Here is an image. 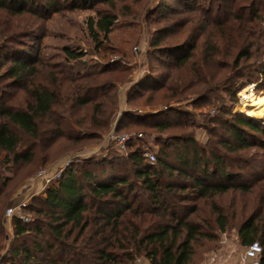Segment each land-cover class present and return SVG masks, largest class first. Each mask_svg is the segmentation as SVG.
<instances>
[{
    "label": "trees",
    "instance_id": "1",
    "mask_svg": "<svg viewBox=\"0 0 264 264\" xmlns=\"http://www.w3.org/2000/svg\"><path fill=\"white\" fill-rule=\"evenodd\" d=\"M118 1L127 0H0V18L49 21L64 11H93ZM174 1L178 8L167 1L159 5L158 23L166 24L151 35L150 47L155 54L177 59L176 73L150 70L129 89V105L169 106L196 95L197 101L209 102L217 92L230 91L226 86L234 69H241L254 54L264 56V0ZM116 22V15L100 10L89 19L98 52L109 41ZM8 26L0 32V51L12 53L0 60V71L6 67L0 78V245L5 243L4 199L13 182V176L4 172L31 166L39 155L42 165L49 164L52 149L60 143L68 147L102 141L114 122L117 132L128 126L184 132L171 138L175 150L163 146L158 151L153 165L136 145L141 140L134 139L124 155L68 167L45 188L38 206L22 208L35 214L33 222L12 218L14 242L0 264H191L195 245L202 239L216 241L215 231L223 233L228 226L220 208L211 205L208 215L201 204H212L231 192H258L256 205L238 227L237 236L244 247L259 243L264 264V175L250 176L264 167V125L232 114L222 104L210 118L217 126L206 129L208 137L201 143L192 130L197 127L162 121L173 109L128 113L118 120L116 82L130 79V75L121 77L129 70H119L120 62L108 63L97 75H109L108 82H66L35 49L18 50L14 46L19 41L17 28ZM23 37L38 39L35 33ZM179 37L183 38L180 43L166 44ZM65 54L72 61L85 57L71 49ZM156 61L162 69L173 66ZM45 67L50 70L47 84L41 75ZM233 76L244 80L241 89L260 82L255 91H264V62L251 74ZM236 94L232 90L233 98ZM126 120L130 122L124 124ZM160 139L157 145H163ZM254 150L263 154L256 156L251 153Z\"/></svg>",
    "mask_w": 264,
    "mask_h": 264
},
{
    "label": "rangeland",
    "instance_id": "2",
    "mask_svg": "<svg viewBox=\"0 0 264 264\" xmlns=\"http://www.w3.org/2000/svg\"><path fill=\"white\" fill-rule=\"evenodd\" d=\"M167 1L174 8H178L177 3L174 0H143L140 3H136L134 0H127L125 2H115L114 5L101 4L96 7L95 10L70 12L64 11L60 14L54 15L49 21H38L36 19H10L0 18V32L9 28L8 24L11 23L13 28H17L15 35L19 39L18 43H15V47L18 50H27L28 48L35 49V54L39 53L41 58L49 66L57 67L59 77L64 81L77 80L80 84H100L110 81L109 75L97 76L103 72V69L112 62H120L121 69H128L127 74L121 75L122 78L130 75L129 81L117 83L116 94L119 98V112L118 120H121L124 111H131L132 114L142 111L143 114H154L153 112H161L167 106L148 107L132 106L127 104V96L131 86L141 82L150 70L155 74H163L165 72L176 73V60L171 57H166L160 54H155L150 47L151 35L156 30L165 26L164 23H158L161 16V10L159 5ZM208 0H202V3H208ZM103 11L117 16V22L114 29L109 36V41L104 43L103 49L98 52L96 44L93 42L88 29V21L90 18H96V11ZM193 27V25H191ZM35 33L38 39L32 37H23L26 34ZM102 39V38H101ZM183 40L182 37L169 39L166 44L171 46L178 44ZM66 49L78 51L85 54L82 61H72L67 58L65 54ZM12 53L5 49L0 51V60H4L5 57L10 56ZM12 56V55H11ZM157 59L168 61L173 66L169 69H162ZM6 60V59H5ZM4 62V61H2ZM232 63L231 61H227ZM264 62V56L261 54H254L251 60H247L243 63L242 68L238 69L232 75H229L227 81V88L230 90L217 92L216 97H211L210 101H197V95L188 97L187 101L179 103H171L169 106L173 107V112L167 113L163 118V122L177 123L180 121L187 122L197 133V139L203 143L207 137L206 129H213L217 125L210 123V118L215 115L214 110L224 104L227 106L228 111L232 114H243L247 117L256 119L260 124L264 125V116H258L253 113L254 108L250 107V98L247 100L241 95L245 90L250 91L249 95L254 101L258 102L264 99V91H255L260 82L252 83L244 89H241L243 79L234 77L238 72L251 74L261 63ZM229 63V64H230ZM1 65V64H0ZM233 65V64H232ZM6 67L0 71V78L5 72ZM50 70L49 68H42L41 75L44 84H47V78ZM261 85V84H260ZM252 88L253 91L250 89ZM232 90L236 91V98L231 95ZM145 97L149 94L148 91L143 92ZM199 95V94H198ZM248 95V96H249ZM216 98L218 101H216ZM143 100H139L140 103ZM128 120V119H127ZM125 121L127 124L130 121ZM132 122V120H131ZM117 122L111 126V131L105 136L102 141H85L77 145L57 144L52 151H55L52 162L47 165H42L40 162V155L35 164L27 166L18 170H12V172H4V174H10L13 176V182H11L8 188L7 195L5 196L4 203H7L4 212L10 207L16 206V201L25 196L27 201H20L26 203V206H38V200L44 195L43 191H39L36 185L40 183L37 175L43 170H48L53 173L60 172L64 167L67 168L73 165H83L86 161H101L105 158H114L118 155H124L128 152V147L124 151L119 140L123 136L132 137V140H141L136 143L140 146L144 153L156 155L158 151L163 148L168 150H175V146L172 144L171 138L175 135L183 133L181 129H170L168 131H155L150 129H143L138 127L124 128L122 131L117 132L115 127ZM201 127V129H198ZM191 130V129H189ZM157 138H161L163 145H157ZM252 154L260 156L263 153L258 151H252ZM3 157V156H2ZM122 171V170H121ZM264 175V167L254 169L250 176ZM133 178V177H131ZM42 183V182H41ZM33 190L32 192H29ZM36 190V191H34ZM32 195L33 197H29ZM258 192L252 195H244L241 193H229L226 195L218 196L212 204L202 203L203 211L208 215L212 213L211 205H216L220 208L223 214L227 217L228 226L222 233L216 230V241H209L206 239L200 240L195 245V257L191 264H204L207 258L217 250L228 251L235 249L238 253H242L245 247L240 244L237 236L238 227L242 221L247 218L252 212V206L256 205V199ZM25 207V206H24ZM22 214L28 216L33 222L36 219L34 213L24 212ZM215 218V215L212 216ZM14 239L11 238L9 242H5L0 245V253L5 255L6 249L10 248ZM144 264H148L145 262Z\"/></svg>",
    "mask_w": 264,
    "mask_h": 264
},
{
    "label": "built area",
    "instance_id": "3",
    "mask_svg": "<svg viewBox=\"0 0 264 264\" xmlns=\"http://www.w3.org/2000/svg\"><path fill=\"white\" fill-rule=\"evenodd\" d=\"M251 91L252 88L250 89ZM250 92V91H249ZM138 112H142L139 110ZM132 140V137L123 136L119 140L121 148L126 151L127 144ZM143 156L150 162V164H155L156 156L149 153H143ZM67 169L64 167L60 172L53 173L48 170H43L39 172L37 178L44 184L46 188L52 181L59 179L62 173ZM26 206V203L19 202L14 207H10L6 210L5 215L8 218H13L14 216L19 218L24 223H29L31 220L28 216L22 214V208ZM262 248L259 243H253L248 247H245L244 252L238 253L234 248L228 251L217 250L211 254L204 264H261ZM3 254L0 253V261Z\"/></svg>",
    "mask_w": 264,
    "mask_h": 264
},
{
    "label": "crops",
    "instance_id": "4",
    "mask_svg": "<svg viewBox=\"0 0 264 264\" xmlns=\"http://www.w3.org/2000/svg\"><path fill=\"white\" fill-rule=\"evenodd\" d=\"M40 183H38L36 185L37 189H39V191H43V187L44 184L41 183V181H39ZM36 191V190H34ZM29 192L33 193V190H30ZM28 194H26L25 196H21L17 201L16 204H18L20 201H27L25 200ZM29 197H33L32 195H30ZM6 212V211H5ZM1 225L4 228V232H5V242H9L11 238H13V226H12V219L6 217L5 213L2 216V220H1Z\"/></svg>",
    "mask_w": 264,
    "mask_h": 264
},
{
    "label": "bare ground",
    "instance_id": "5",
    "mask_svg": "<svg viewBox=\"0 0 264 264\" xmlns=\"http://www.w3.org/2000/svg\"><path fill=\"white\" fill-rule=\"evenodd\" d=\"M241 95H243V97L245 99H249V101H251V105H249L250 107L254 108L253 113L255 115H258V116H264V99H261L260 101L256 102L253 100L252 97H250L249 95V91L245 90L244 92L241 93ZM249 95V96H248Z\"/></svg>",
    "mask_w": 264,
    "mask_h": 264
},
{
    "label": "water",
    "instance_id": "6",
    "mask_svg": "<svg viewBox=\"0 0 264 264\" xmlns=\"http://www.w3.org/2000/svg\"><path fill=\"white\" fill-rule=\"evenodd\" d=\"M171 109H173L172 106H167V107L164 109V111H161V112H166V111L171 110ZM161 112L159 111V112H153V113H154V114H157V113H161ZM128 113H132V112L126 110V111L123 112L122 117H123V115L128 114ZM133 114L144 115L142 112H135V113H133Z\"/></svg>",
    "mask_w": 264,
    "mask_h": 264
}]
</instances>
